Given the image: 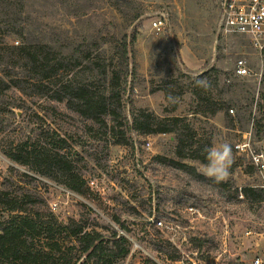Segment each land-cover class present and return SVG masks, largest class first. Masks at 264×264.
Masks as SVG:
<instances>
[{"label":"rangeland","instance_id":"374dc122","mask_svg":"<svg viewBox=\"0 0 264 264\" xmlns=\"http://www.w3.org/2000/svg\"><path fill=\"white\" fill-rule=\"evenodd\" d=\"M26 5L23 18L31 36L59 43L66 52L83 41L94 49L112 47L117 37L137 31L133 107L160 117L187 116L199 133H211L212 144L232 146L233 163L223 185L194 177L157 159L199 162L177 156L171 133H135V144H114L64 102L11 88L0 93V188L32 195L29 209L54 212L61 221L82 218L119 228L115 218H120L128 227L120 230L132 244L124 264H144L145 258L158 264L217 259L251 264L264 255V201L242 193L245 186L263 184L264 173L234 149L264 90L253 75L233 77L235 62L247 58L254 74L260 60L246 37L222 32L220 0H27ZM162 15L167 26L158 33L152 23ZM212 67L226 90L220 102L234 108L232 123L226 109L209 120L193 113L190 82ZM170 78L176 80L174 96L167 97L159 88ZM261 116L257 107L255 120ZM254 131L255 147L264 151V132L259 138ZM159 219L168 227H157Z\"/></svg>","mask_w":264,"mask_h":264},{"label":"trees","instance_id":"16d2710c","mask_svg":"<svg viewBox=\"0 0 264 264\" xmlns=\"http://www.w3.org/2000/svg\"><path fill=\"white\" fill-rule=\"evenodd\" d=\"M26 1L0 0V65L3 67L0 69V93L6 94L9 89L16 88L29 96L42 95L52 101L64 102L80 117L92 121L87 124L90 129L97 125L114 144H135V133H171L179 158L207 162L205 150L212 145L209 131L199 133L184 115L160 117L148 109L133 107L137 72L132 51L137 31L117 37L112 47L104 43L97 44L94 49L92 43L83 41L66 52L63 45L33 38L27 31L29 20L23 18L28 12ZM13 37L17 38L16 43L12 41ZM197 79L206 80L209 87L196 86ZM175 83L176 80L170 78L159 89L167 97L174 96ZM190 86L194 114L209 120L226 109L225 117L232 123L230 107L220 102L226 90L220 87L219 71L215 67L193 77ZM260 99L257 107L262 116L255 120V128L258 137L262 138L264 90ZM8 107L11 106H5L3 110L9 111ZM157 159L194 177L208 179L182 159L162 156ZM216 183L223 185L220 181ZM242 193L251 201H264L262 184L245 186ZM30 201L35 202L28 193L0 188V264H124L130 255L131 241L122 233L128 227L120 218H115L119 228L82 218L61 221L54 212L29 209ZM81 204L94 213L89 204ZM145 262L158 264L150 258H145Z\"/></svg>","mask_w":264,"mask_h":264},{"label":"built area","instance_id":"2783aa9c","mask_svg":"<svg viewBox=\"0 0 264 264\" xmlns=\"http://www.w3.org/2000/svg\"><path fill=\"white\" fill-rule=\"evenodd\" d=\"M220 3L222 7V32L246 37L260 60V70L253 74L247 58H238L235 62L233 77L243 78L253 75L258 79L260 86L264 80V0H220ZM152 26L158 33L164 32L167 26L166 16L156 17ZM225 81L230 84L233 79L228 77ZM259 95L260 93H258L255 102L256 106L259 103ZM256 112L257 107L254 109L249 129L242 132L240 138L234 144V149L238 155L246 157L253 166L264 173V151L255 147L254 140ZM229 113H234V108H230ZM148 144L150 143L148 142ZM262 186H264V180ZM156 226L168 227L165 226L162 219L157 220ZM217 260L208 263L206 261H199V263L194 261L193 264H217ZM251 264H264V255H257L253 258Z\"/></svg>","mask_w":264,"mask_h":264},{"label":"clouds","instance_id":"9594fccd","mask_svg":"<svg viewBox=\"0 0 264 264\" xmlns=\"http://www.w3.org/2000/svg\"><path fill=\"white\" fill-rule=\"evenodd\" d=\"M195 85L203 88L209 87L206 80L197 79ZM205 151L207 162H196L190 166L196 167L199 174L217 182L229 179L233 163L232 146L227 142L213 143Z\"/></svg>","mask_w":264,"mask_h":264},{"label":"water","instance_id":"95a60500","mask_svg":"<svg viewBox=\"0 0 264 264\" xmlns=\"http://www.w3.org/2000/svg\"><path fill=\"white\" fill-rule=\"evenodd\" d=\"M129 103H130V98H127V108L129 107ZM129 110V109H128Z\"/></svg>","mask_w":264,"mask_h":264},{"label":"crops","instance_id":"0c3cea01","mask_svg":"<svg viewBox=\"0 0 264 264\" xmlns=\"http://www.w3.org/2000/svg\"><path fill=\"white\" fill-rule=\"evenodd\" d=\"M201 73V72H200ZM206 118V117H205ZM258 250H260V248H258ZM263 251V250H262Z\"/></svg>","mask_w":264,"mask_h":264}]
</instances>
